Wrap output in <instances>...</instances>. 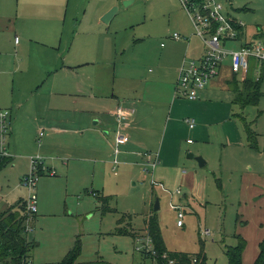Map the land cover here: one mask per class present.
<instances>
[{"label": "rangeland", "instance_id": "rangeland-1", "mask_svg": "<svg viewBox=\"0 0 264 264\" xmlns=\"http://www.w3.org/2000/svg\"><path fill=\"white\" fill-rule=\"evenodd\" d=\"M110 1V10L118 8L112 19L113 25L102 22L111 27L105 30V35L119 47L111 51V57L116 63L113 69H116L119 77L116 88L121 89V103L143 99L145 104L148 102L146 81L150 68L148 51H160L161 45H167L174 33L184 38L181 28L185 23L184 18L188 22L190 18L180 0ZM219 1L231 19L242 23L246 38L254 40L256 35L264 33V0ZM79 2L81 11L78 22L84 20L82 15L86 13L90 25L85 21L82 29L76 28L77 21H73L69 45L77 44L74 40L78 37H73L81 35L79 30L83 32V29L92 26V5L106 3L104 0H88V4L86 0ZM249 62L251 72L259 71L264 78V67L253 58ZM102 63L104 65L99 66L103 70V78L106 74L111 75L112 84L113 71L105 69L111 62L104 60ZM138 69L141 74L132 76V72ZM228 75L231 76L229 69L223 68L221 79L225 81ZM105 90L108 93L106 84ZM175 90L176 85L174 94ZM261 92L256 106L242 109L234 105L239 112L235 114L237 119L239 115L246 118L248 123H253L252 128L257 134L256 148L250 147L246 139L247 143L224 150L223 146H216L219 139H212L213 142H208L212 145L208 146L207 158H204L193 152L200 141L197 135L183 128L179 139L183 158L170 172L158 167L153 178L155 183L152 175L143 173L138 166H121L115 174L111 165L98 171L87 165L77 172L71 169L69 176L57 169L54 171L56 176L40 178L36 189L38 212L29 224V190L23 186L19 169H11V165H8L0 173V198H5L4 201L11 204L25 202L26 207L22 212L17 207L10 208L4 219L13 225L25 218V229L30 225L25 237L34 244L29 259L34 264L62 263L77 241L81 244V254L76 264H150L136 251L137 239L133 238L132 233L144 232L145 223L152 215H157L164 241L171 252L197 254L202 241L207 255L206 264H229L227 248L237 246L242 238L247 243L243 264H254L264 239V79ZM187 119L195 120L193 131L196 130L199 124L194 116H184L182 122L186 126ZM240 123L247 137L244 125ZM141 147L148 150V146ZM190 153L194 155L193 159L188 158ZM197 157H202L207 164L200 167L195 159ZM91 193L97 196L93 197ZM104 198H107L106 203ZM157 200L160 209L155 212ZM174 205H180L183 209L185 206L184 227L177 224ZM14 216H18L16 220L12 219ZM123 216L125 220L121 221ZM119 228L129 231L130 235L116 234ZM204 230H209L211 235H202ZM61 248L63 250L59 251ZM0 264H3L1 260Z\"/></svg>", "mask_w": 264, "mask_h": 264}, {"label": "crops", "instance_id": "crops-1", "mask_svg": "<svg viewBox=\"0 0 264 264\" xmlns=\"http://www.w3.org/2000/svg\"><path fill=\"white\" fill-rule=\"evenodd\" d=\"M104 1L105 4L92 5V26L79 30L82 36L73 37H78L74 40L77 44L69 45L73 21H77L76 28L82 29L85 21L90 25L86 13L82 15L84 20L78 22L79 0H0V110L12 114L10 159L0 163V173L11 165L24 178L31 168V157L37 155L43 157L49 171L60 169L67 176L71 169L77 172L87 165L96 171L111 165L114 171L115 159L119 161L117 170L121 166H138L145 173L146 161L139 156L144 152L156 153L161 158L158 167L170 172L183 158L179 145L183 128L197 135L200 141L193 152L206 158L212 139H219L216 146H223L224 150L247 143L235 117L239 112L229 86L232 74L223 81L221 70L198 100L184 102L175 97L183 62L199 60L205 54L203 40L186 18L181 28L183 40L175 41L172 35L160 51H148V102L144 104L139 99L122 105L121 89L116 88L119 77L113 69L116 63L111 57V51L119 47L105 35L111 27L101 20L112 5L110 0ZM110 23L113 25L112 20ZM250 41L253 40L244 36L233 46ZM104 60L111 62L105 69L113 71L112 84V76L106 74L103 78L99 66L104 65ZM223 68L229 69L227 63ZM140 74V69L132 72V76ZM252 74L256 78V73ZM118 108L128 111L131 121H120L116 117ZM185 115H193L198 121L195 132L183 124ZM119 133L127 140L118 147L116 156ZM141 146H148V150ZM157 168L151 174L152 180ZM4 199L0 198V215L22 203L11 204ZM145 234L140 232L137 237Z\"/></svg>", "mask_w": 264, "mask_h": 264}, {"label": "built area", "instance_id": "built-area-1", "mask_svg": "<svg viewBox=\"0 0 264 264\" xmlns=\"http://www.w3.org/2000/svg\"><path fill=\"white\" fill-rule=\"evenodd\" d=\"M186 10L195 29V33L200 37L205 45V54L199 60H190L183 62L179 70L176 84L175 95L178 98L195 101L200 98L202 92L207 86L219 77L222 68L226 65L232 75H239L242 79L246 78L251 72L249 60H257L261 67L264 66V42L262 40H253L236 47L239 39L229 14L224 5L219 0H180ZM242 25V23H240ZM175 40L183 39L180 35L174 34ZM18 42V39H16ZM256 79L261 77V72H256ZM116 117L122 122L131 121L128 111L118 108ZM191 129L196 127L195 120H186ZM12 131V115L9 110H0V161L9 159V144ZM43 136V133H40ZM126 137L120 133L116 136L115 155L119 153L118 147L126 142ZM191 143V140L188 141ZM146 162L144 172L152 174L159 166L160 161L157 155L149 152L139 153ZM31 168L29 174L23 178V186L29 190V199L27 202V211L30 216L27 224L35 217L38 212V196L36 193L38 182L43 173L54 176V171H49L45 165L44 159L40 156L31 157ZM114 171L117 170L119 161L114 160ZM155 183L154 180H152ZM180 193V191H178ZM177 212L179 227L184 225L185 212L180 205H174ZM28 225L25 232H28ZM202 235H211L209 230H204ZM136 251L150 253L155 256L156 252L152 239L145 234L136 238ZM165 257V256H164ZM152 264H157L153 262ZM169 264H175L170 261Z\"/></svg>", "mask_w": 264, "mask_h": 264}, {"label": "trees", "instance_id": "trees-1", "mask_svg": "<svg viewBox=\"0 0 264 264\" xmlns=\"http://www.w3.org/2000/svg\"><path fill=\"white\" fill-rule=\"evenodd\" d=\"M195 1L200 2L202 0ZM231 22L237 31L238 39H243L244 26L233 19H231ZM254 40H262L264 42V33H259L256 35ZM263 79V74L257 80L255 77H253L252 72H250V74H248V76L244 79H242L239 75H233L232 80L229 82V86L234 94L235 104L241 106L242 109L249 106L258 105L262 96L261 89L263 85ZM237 117L244 125V130L246 131L250 147L256 148L258 146L257 134L252 128L253 123H248L246 118L242 116L238 115ZM6 161H9V159H3L0 161V163H5ZM105 200L107 201V198H104L103 201ZM106 201L104 203H106ZM22 203H20L17 207V209L21 212L26 207V203ZM4 215H0V260L3 264H32L29 259L34 248V244L30 243L25 237V218L20 219L18 222L12 225L11 221L4 219ZM17 217L18 216H14L12 219L16 220ZM122 220H125L124 216L121 221ZM145 225V233L152 239L156 254L155 256H152L150 253H143L141 255L144 259H148L150 264L153 262H156L157 264H169L170 261H174L175 264L207 263V255L205 253L204 243L202 241L201 250L197 254L171 252L167 249L157 215H152L149 217ZM116 234L124 236L130 235V232L119 228ZM138 235L139 232L132 233L134 239H136ZM246 246V241L240 238L237 246L228 247L226 251L228 263L243 264L242 258ZM80 254L81 244L79 241H77L64 261L59 264H76ZM6 260L8 261L6 262ZM254 264H264V239L260 243L259 257Z\"/></svg>", "mask_w": 264, "mask_h": 264}, {"label": "water", "instance_id": "water-1", "mask_svg": "<svg viewBox=\"0 0 264 264\" xmlns=\"http://www.w3.org/2000/svg\"><path fill=\"white\" fill-rule=\"evenodd\" d=\"M118 8H113L112 10H110L109 12H107L103 17H102V21L105 24H109L111 22V20L114 18L115 14L117 13ZM188 158L193 159L194 155L192 153L188 154ZM197 160V162L199 163L200 167H204L206 165V161L202 158V157H197L195 158ZM160 209V204H159V200L156 201V204L154 206V211L158 212V210Z\"/></svg>", "mask_w": 264, "mask_h": 264}]
</instances>
